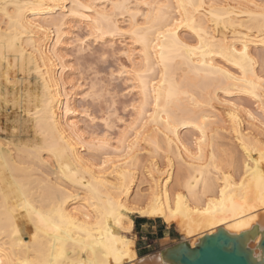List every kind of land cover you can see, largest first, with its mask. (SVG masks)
<instances>
[{
  "label": "bare ground",
  "instance_id": "bare-ground-1",
  "mask_svg": "<svg viewBox=\"0 0 264 264\" xmlns=\"http://www.w3.org/2000/svg\"><path fill=\"white\" fill-rule=\"evenodd\" d=\"M7 2L25 6L38 0ZM47 2L59 6L50 11L10 9L11 22L0 10V48L4 50L0 107L12 93L23 115L33 122L35 135L40 137L35 142L15 140L6 136L0 125V260L5 264H49L62 250L65 264H98L102 259L107 264H117L110 253L130 251L135 259L124 257L123 264H169L163 259L164 249L156 257L138 255L134 214L175 225L182 236L179 242L191 248L219 229L234 236L244 234L247 247L260 260L263 254L259 243L264 233L261 190L258 178L252 179L251 173L245 179V165L248 169L258 168L259 154L249 156L241 140L247 144L250 138L255 141L261 135L264 100L258 97L264 93L257 89L252 95L251 83L246 81L259 83V79L253 80L252 71L246 74L237 64L243 60L240 53L246 47L245 55L256 61V77L260 78L264 71V44L260 42L257 15L262 9L255 7L264 4V0H202L211 7L194 15V10L189 9V15L183 17L176 12L165 28L175 25V37L181 44L194 49L202 46L203 51L197 50L194 55L187 49L170 52V42L157 43L153 33L143 56V44L135 42L137 37L130 30L143 24L144 19L134 13H146L145 2L175 5L177 0ZM193 2L199 4L201 0ZM124 3L132 7L113 9L114 4ZM105 14L112 18L111 23L104 19ZM82 29L86 30L85 35L80 34ZM9 40L15 42L11 56L7 52ZM98 41L109 43L112 48L118 41L121 43L128 63L121 65L118 75L129 85V93L136 96L132 103L134 117L123 121L115 135L111 132L115 126L104 119L109 147L102 152L89 151L86 146L94 135L97 139L104 135L88 130L86 122L94 124L97 118L88 108L78 105V100L98 99L99 88L87 82L69 53L73 49L83 53ZM30 76L35 80L33 86L24 83ZM145 84L149 93L153 84L161 92V108L170 87L177 93L163 119L154 107V97L151 106L141 108ZM243 98L252 100L254 106L243 102ZM149 112H157L155 121ZM169 116L171 131L163 123ZM72 121L76 122L75 129ZM21 123V118L13 121L12 131ZM195 123L204 128L203 133L192 126ZM124 129H129L127 138L119 145L123 151L117 153L116 142ZM130 146L132 159L127 164L116 159H127ZM105 157L111 158L107 164ZM113 163L116 167H112ZM213 163L222 165L221 172L218 174L213 168L209 176L207 166ZM76 168L81 169L85 183L95 185V191L65 178L69 169ZM84 169L89 171L85 173ZM201 172L207 187L201 181ZM225 175L230 180L221 204ZM242 179L243 188L239 187ZM189 183L194 185L191 191ZM110 199L122 205L120 225L99 220L97 208H103ZM60 214L71 217L76 226L63 225L57 232L40 222L42 215L51 217L53 224H60Z\"/></svg>",
  "mask_w": 264,
  "mask_h": 264
},
{
  "label": "snow or ice",
  "instance_id": "snow-or-ice-1",
  "mask_svg": "<svg viewBox=\"0 0 264 264\" xmlns=\"http://www.w3.org/2000/svg\"><path fill=\"white\" fill-rule=\"evenodd\" d=\"M58 7L59 5H50L47 0H38V2L30 4V5H25L21 6L18 4H9L7 0H0V10H2L3 16L9 21H12L13 14L10 13V9H21V10H26V9H31L33 11L37 10H48L50 11L52 7ZM80 7H84V5H80ZM132 7V5L124 3V4H114L113 9L115 10L116 8H120L121 10H124L125 8ZM139 7V5H137ZM143 7L148 9L146 13H141V12H136L134 13L135 16H143L144 23L140 25H135L130 31L133 36H136V43H141L143 44L144 51L141 53V55H146L148 51V47L151 44V39L150 36L151 34L155 33L156 34V41L157 43H160L161 40L164 41H169V51H180V50H185L187 49L188 53L190 55H194L197 50L203 51L202 46L199 49H194V48H188L187 45L181 44L178 38L175 37V25L172 27H167L165 28V24H171L172 19H173V14L176 12L182 13L183 16H188L189 9H193L194 12L192 15H194L196 12H200L201 9L206 8V7H211V5H205L202 0L201 3L197 4L194 3L193 0H177V3L175 5L173 4H157V3H147L145 2L143 4ZM255 7L261 8L262 11L258 13L257 15L259 16L260 20V32H261V40L260 42L264 44V4L261 5H255ZM155 10V11H153ZM15 15H19L18 12L14 13ZM75 14V13H74ZM248 15H252L249 13ZM90 19V18H89ZM104 19L107 20L109 23H111V17L107 16L105 14ZM180 21H177L179 23ZM192 23L194 24L195 21L193 20ZM195 30V29H194ZM251 31V28L249 29ZM86 39H90V37H86ZM83 43V41H81ZM153 50L155 49V45H152ZM7 52L9 56L15 52V42L13 40H9L8 46H7ZM247 52V48L245 47L244 51L240 53V55L243 57V60L237 64L238 67L241 68L242 72H245L247 74L248 71H252V76L253 80L259 79V83H253L252 81H246L247 83H251L252 86V95H256V90L258 89L261 93H264V71L261 73V77L257 78L255 75L254 66L256 64V61L252 59L251 57H248L245 55ZM17 56H19V53H16ZM120 55H127V53H120ZM3 56H4V50L0 48V63L3 61ZM106 59V57H104ZM163 59V57H161ZM247 65V67H245ZM11 67V65H9ZM139 75V73H137ZM230 75V74H229ZM141 83L144 84V81L141 80ZM144 101L141 105V108L145 106H151V99L154 97L155 98V105L154 107L156 108L157 112L163 119L164 116L168 114V109L171 104V102L176 98L177 93H175L172 88L170 87L167 94L163 97V107L161 108V92L158 91L155 87V84H153L152 92L149 93L147 91V86L145 84L144 87ZM261 100H264V96L258 97ZM50 103V101H49ZM127 110V109H126ZM157 112H149V116L152 118L153 121H155V117L157 115ZM249 117L252 120H256V117L253 116L251 113H248ZM260 122L264 123V108L261 110V115H260ZM121 124H123V121H120ZM147 123V122H146ZM163 123L169 125V131L172 130L171 126V117L167 120H163ZM75 121H72L71 127L75 129ZM193 127L200 128L201 133L204 132V128L201 127L200 124L195 123L192 125ZM179 127V125H177ZM135 128V125L133 126V130ZM129 129H124L121 133V137L117 140V145L118 147L115 149V152L120 153L123 151L122 148L119 147L120 144L124 143L126 138H127V133ZM260 137L258 140L253 141L250 138L249 143L245 144L243 140H241V145L244 147V151L248 153L249 156H251L252 153H258L259 154V159L256 161L258 168H252L248 169L247 165H245V179L248 178L249 173H251L252 179H257V185L261 190V198H260V207L264 208V127L260 129ZM83 135V134H81ZM108 133H104V137L97 139L95 135L93 136L92 142L88 143L86 146L88 147L89 151H97V152H102L103 150L107 149L109 147V141L107 140ZM140 132H137V138H139ZM177 140V151H179V137L176 138ZM198 144L201 143V141L197 142ZM172 141H169V148H171ZM185 152H187V148L184 149ZM133 152V148L130 146L128 148V154H127V159H125L123 156H117L116 159L124 161L125 164H127L128 160L132 159L131 153ZM67 153V149L65 150V154ZM189 155H191L189 153ZM183 157H181L182 159ZM247 158V157H246ZM111 158L110 157H105V164L109 162ZM215 158L213 157V161ZM112 167H116L115 163L112 164ZM209 168L208 175H212V169L214 168L216 173L221 172V166H216L215 163L208 165ZM101 168H104V164L101 165ZM88 169H84V172H88ZM61 174H65V166L62 164L61 167ZM65 178L72 181L73 183H79L82 186L88 188L91 191H95V185L92 182L85 183L84 180L82 179V172L80 168H76L75 171H72L71 169L68 170V173L65 175ZM219 175H217L216 179L219 180ZM229 180L230 177L225 175L223 177V181L225 184V187L220 190V196L222 200L220 203H223V197L225 195V191L229 187ZM201 181H204V175L203 172H201ZM205 182V187H207V182ZM199 183V181L197 182ZM251 183V181H249ZM194 185L189 183V190L191 191L193 189ZM239 187L243 188L244 187V180L242 179L240 181ZM229 199H232V197H229ZM25 200H27V197H25ZM179 201L180 197L177 195V211H179ZM211 204V201L209 202ZM244 207H248L247 204L244 205ZM122 209V205L119 204L118 202L114 200H109L106 202L105 206L103 208H97V212L100 214L99 220H108L111 222H114L117 225L121 224V221L123 220V217L120 215V211ZM145 214H148L145 212ZM39 215V214H38ZM40 222L44 226L51 225V227L55 231H59L60 228L63 225H67L69 227H75L76 222L72 220L71 217L64 216L63 214H60V224H53L51 217H44L40 216ZM99 222V221H98ZM111 255H114L117 264H123V258L127 257L129 260H134L135 258L132 256V253L130 251H122L120 253L112 252L110 253ZM63 256V251L59 252L55 258L50 259L49 264H65L64 259H62ZM0 264H5L3 260H0ZM98 264H107V261L101 260L98 262Z\"/></svg>",
  "mask_w": 264,
  "mask_h": 264
},
{
  "label": "rangeland",
  "instance_id": "rangeland-1",
  "mask_svg": "<svg viewBox=\"0 0 264 264\" xmlns=\"http://www.w3.org/2000/svg\"><path fill=\"white\" fill-rule=\"evenodd\" d=\"M80 34L85 35L86 30L82 29ZM91 43L92 42H90V45ZM105 43H102V41L92 43L89 50L80 54L75 52L76 50L74 49L69 52L72 57L71 60H73L72 62L75 63L73 64L75 67L79 68L82 72L81 74L88 80L87 82L89 84L93 82L97 84V88H99L97 89L100 93L98 99H89L87 101L78 100V105L80 107L88 108L90 112L96 116V122L94 124L86 122V127L89 131L95 132L99 136L104 135L107 131L104 119H108L110 124L115 126V129L111 131L114 135V132L117 131L119 127H122L120 123L121 120L126 122L130 121L134 117L132 103L136 100V96L129 93V85L125 79L118 75L121 65L128 63L125 55H120V53H122L121 43L118 41L113 48L109 47L110 45L108 46V42V44ZM104 57H106V59H104ZM260 64V67H263V62ZM15 74H19L17 75L19 77L23 76V74L17 72H15ZM32 80L33 77L30 76L27 81H24L25 85L31 84V86H33L35 80ZM12 96L13 94L9 93L7 99L2 101L0 107V125L5 130V132H3L6 136L24 142H35L36 140H40L39 135H35L36 130L33 127L34 125L32 126L33 122L29 120L26 115H23L24 113L21 111L19 103L15 100L14 96ZM242 101L254 106L252 100L243 98ZM19 118H21L22 123L17 124L18 129L13 132L11 127L12 122H15ZM136 216V214L133 215L134 218ZM176 229V226L173 225L174 240H172L170 244H175L182 240L179 230ZM139 256L143 257V255Z\"/></svg>",
  "mask_w": 264,
  "mask_h": 264
},
{
  "label": "water",
  "instance_id": "water-1",
  "mask_svg": "<svg viewBox=\"0 0 264 264\" xmlns=\"http://www.w3.org/2000/svg\"><path fill=\"white\" fill-rule=\"evenodd\" d=\"M259 248L263 256L256 260L246 245L244 234L234 236L219 229L193 248L179 242L164 249L162 254L169 264H264V233Z\"/></svg>",
  "mask_w": 264,
  "mask_h": 264
},
{
  "label": "crops",
  "instance_id": "crops-1",
  "mask_svg": "<svg viewBox=\"0 0 264 264\" xmlns=\"http://www.w3.org/2000/svg\"><path fill=\"white\" fill-rule=\"evenodd\" d=\"M134 221V230H136L137 235L136 249L138 255H143L144 257L146 255L150 257L151 255L156 257L158 256L157 252L174 245L170 244V242L174 240L173 225H168L160 218L141 216H136Z\"/></svg>",
  "mask_w": 264,
  "mask_h": 264
}]
</instances>
